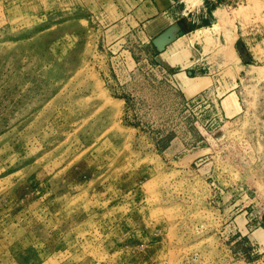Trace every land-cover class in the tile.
Listing matches in <instances>:
<instances>
[{
	"label": "rangeland",
	"instance_id": "1",
	"mask_svg": "<svg viewBox=\"0 0 264 264\" xmlns=\"http://www.w3.org/2000/svg\"><path fill=\"white\" fill-rule=\"evenodd\" d=\"M125 4L0 0V264H264V0L186 69Z\"/></svg>",
	"mask_w": 264,
	"mask_h": 264
},
{
	"label": "crops",
	"instance_id": "2",
	"mask_svg": "<svg viewBox=\"0 0 264 264\" xmlns=\"http://www.w3.org/2000/svg\"><path fill=\"white\" fill-rule=\"evenodd\" d=\"M128 5L131 6L130 15L128 16L127 13L118 15V19H121L123 25L127 23L128 19H131L130 26L133 32L137 31L136 34L140 39L142 37L140 41L142 45H149L153 54L162 61H172L178 55L182 69L181 64H184V69H186L197 62L196 55L191 49L187 56L183 54L185 49L182 47V39L187 41L195 30L210 26L216 12L220 10V7L211 0H198L195 3L194 0H126L125 6ZM176 44L174 53L170 52L171 46ZM210 76L212 74H208L203 79H210ZM181 82L190 91L197 90L200 86V84L193 85V81L188 78H182ZM234 87L235 85L228 89L230 91L223 100L226 112L230 116L241 109L239 106L238 111H229L226 99L232 94L235 95L232 92ZM256 235L259 238H264L261 230L256 232Z\"/></svg>",
	"mask_w": 264,
	"mask_h": 264
},
{
	"label": "built area",
	"instance_id": "3",
	"mask_svg": "<svg viewBox=\"0 0 264 264\" xmlns=\"http://www.w3.org/2000/svg\"><path fill=\"white\" fill-rule=\"evenodd\" d=\"M215 5L224 8L226 11H232L246 3V0H211Z\"/></svg>",
	"mask_w": 264,
	"mask_h": 264
},
{
	"label": "bare ground",
	"instance_id": "4",
	"mask_svg": "<svg viewBox=\"0 0 264 264\" xmlns=\"http://www.w3.org/2000/svg\"><path fill=\"white\" fill-rule=\"evenodd\" d=\"M227 101V104L229 106V111L232 112V111H238L239 110V105H238V101H237V98L234 94H232L230 97H228L226 99Z\"/></svg>",
	"mask_w": 264,
	"mask_h": 264
}]
</instances>
